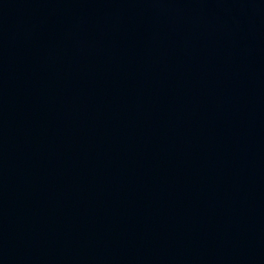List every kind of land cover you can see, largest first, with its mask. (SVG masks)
Returning <instances> with one entry per match:
<instances>
[{
    "label": "water",
    "instance_id": "95a60500",
    "mask_svg": "<svg viewBox=\"0 0 264 264\" xmlns=\"http://www.w3.org/2000/svg\"><path fill=\"white\" fill-rule=\"evenodd\" d=\"M0 264H264V0H0Z\"/></svg>",
    "mask_w": 264,
    "mask_h": 264
}]
</instances>
